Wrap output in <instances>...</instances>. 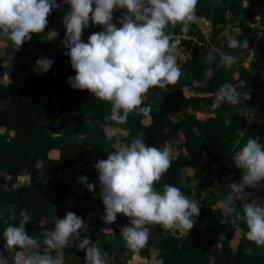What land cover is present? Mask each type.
<instances>
[{
  "label": "trees",
  "instance_id": "trees-1",
  "mask_svg": "<svg viewBox=\"0 0 264 264\" xmlns=\"http://www.w3.org/2000/svg\"><path fill=\"white\" fill-rule=\"evenodd\" d=\"M248 1H259L261 4L255 24L250 19L252 12L244 9L242 0H220L215 4L205 0V3L211 11L212 24L232 20L239 27L233 38L248 40L249 46L254 44L255 53L263 55L264 0ZM65 6L67 8L70 5L65 3ZM65 8L53 9L47 17L45 31L31 34V40L26 41L20 51H15L10 40L0 42L6 54V58L0 57V99L8 101L0 107V130L6 132V135H0V203L12 205L11 211L0 221V252L7 253L8 264H12V258L4 248L3 231L9 224L18 226L20 209H25L32 218L25 225L27 234L41 241L46 232L54 229L53 218H63L68 211L83 218L87 224L91 222V229L100 233L102 255L107 254L108 264H122L119 256L114 257L113 253L129 251L144 254L149 249L154 250V257L160 264H264V246H257L247 239V225L236 216V213L243 214L240 201L236 202V213L227 215L226 220L211 219L213 225L210 226L213 229H209V233L217 236L216 240L196 225L209 217L211 201L224 200L231 191L230 185L243 175L244 170L236 167L232 157L246 144L248 137L239 134L237 122L220 110L214 111V114L210 110L212 114L201 119L186 109L205 103L208 100L206 92L216 93L224 83L231 84L242 95L244 90L238 83L244 78V73H248L246 68L237 63L232 68L222 65L217 67L220 60L209 65L205 50L195 41L186 61V74H181L177 83L166 86L165 90L159 87L148 90V94L158 96L157 106L151 105L144 97L143 106L149 107L150 111L133 112L125 124H119L108 118L111 115L110 103L98 100L88 90L73 89L67 82V78L75 76L76 72L70 65V58L64 55L67 49L61 43L66 28L59 20L65 15ZM126 11H114L113 23H117L116 18ZM51 23L57 31L55 42L49 36ZM181 27L179 25L175 31H165L172 32L175 38L180 36L178 32ZM101 30L102 26L90 20L89 27L83 29L82 41L87 42L93 32ZM180 37L178 46L188 44L185 37ZM22 55H27L29 62L34 65L41 57L49 58L54 63L49 71L42 74L30 69L17 86L1 81L7 66ZM208 68L210 71H207ZM202 79H205L204 83L199 82ZM185 86H189L193 93H187ZM54 95L57 99L53 98ZM147 115L150 119L144 122L143 118ZM87 118L97 122L98 127L94 129L87 125ZM225 119L231 122L227 127ZM49 126L54 128L55 133L50 131ZM176 128L183 130L184 140L173 148L170 147V140ZM193 129H197L198 134ZM78 132L86 136L79 139L75 136ZM115 134L120 135L124 146L130 144L134 137H139L150 146L169 150L171 165L161 180L154 184L157 191L162 192L163 185L170 184L184 193L183 170L188 172L189 178L194 176L196 163H202L206 171H211L210 168L215 165H229L231 172L220 179L219 189L212 192L210 197L201 198L199 192L192 196L200 202V214L190 232L172 235L159 224L146 225L149 229L148 240L139 251H133L124 240L117 241L114 233L102 230L97 224L98 220L87 218L88 212L96 207L103 213L105 206H97L77 195V190L69 183L65 173L77 171L92 140L95 153L107 159L109 152L116 151L112 142ZM37 160L43 161L42 168L35 166ZM22 171L29 175V181L18 183L17 177ZM83 172L87 173L88 182H91L94 173L87 170ZM246 191L252 193L249 199H255L257 204L264 207V181H260L254 189L246 188ZM71 196H77L80 203L71 201ZM229 221L237 223L243 232L235 246L232 245L234 229ZM123 226H131L126 216L123 217ZM216 243L218 246L215 248ZM16 250L21 251L19 246ZM53 255L60 257L62 263L65 261L63 250L53 252ZM84 257L85 254L77 258L78 264H85Z\"/></svg>",
  "mask_w": 264,
  "mask_h": 264
},
{
  "label": "clouds",
  "instance_id": "clouds-1",
  "mask_svg": "<svg viewBox=\"0 0 264 264\" xmlns=\"http://www.w3.org/2000/svg\"><path fill=\"white\" fill-rule=\"evenodd\" d=\"M198 0H63L70 10L61 18L66 28L61 43L67 49L71 67L76 72L67 82L73 89L88 90L98 100L111 104L109 119L125 124L133 112L147 113L143 106L145 94L150 88L175 85L181 69L176 52L181 37L165 31L171 26L181 25L186 33L190 22L195 20ZM57 0H0V35L10 40L15 51H20L31 34L45 31L47 17L53 9H59ZM126 9L117 23H113V12ZM102 26L93 32L87 42L81 39L83 29L89 22ZM229 48L249 49V41L228 38ZM252 51V50H250ZM243 53H241L242 55ZM221 65L232 68L237 57L221 53ZM54 61L41 57L35 61L33 70L37 74L47 72ZM250 99L241 95L231 84L224 83L216 92L213 109L222 105L235 106ZM225 119V126L230 125ZM197 132V129H193ZM232 159L243 175L230 185L231 191L219 204L222 215L236 213V202L240 201L243 214L236 213L247 225V239L257 246H264V207L249 199L260 181H264V143L261 138L248 137L246 144ZM171 165L169 150L150 146L139 137L117 151L108 153L107 159H98L94 165L98 173L99 193L88 177L81 175L78 182L94 196L102 199L105 224L116 221L117 214L129 218L131 226L120 228V236L126 246L139 251L148 240L146 225L159 224L172 235H184L193 228L200 214V202L185 195L180 188L164 184L157 191L154 184L161 180ZM38 169L43 161L37 160ZM213 210V209H212ZM214 211V210H213ZM54 229L44 234L43 240L29 236L26 222L32 220L25 209L19 211L18 226L7 225L3 231L4 248L12 258V264H62L53 255L67 247L70 241H79L76 247L85 251V264H108L107 254H101L89 237L81 239L80 233L87 231L85 220L68 211L63 218H54ZM19 246L21 251H16ZM0 264L8 261L0 255Z\"/></svg>",
  "mask_w": 264,
  "mask_h": 264
},
{
  "label": "rangeland",
  "instance_id": "rangeland-1",
  "mask_svg": "<svg viewBox=\"0 0 264 264\" xmlns=\"http://www.w3.org/2000/svg\"><path fill=\"white\" fill-rule=\"evenodd\" d=\"M212 4L220 2V0H208ZM57 3L61 4L62 7L59 9L65 8V3L63 0H57ZM244 9L246 11L250 10L251 14V22L252 24L257 23L259 18V12L261 10V4L259 1H254L250 3L248 0H242ZM66 12L70 10V6L65 8ZM59 23H62L61 19ZM169 26V31H175L177 29ZM181 26V25H180ZM54 24L51 23L49 36L53 42L57 40V31H55ZM239 29L238 25H236L232 20L227 19L222 24H212L211 22V11L208 10L207 4L205 0H198L195 11V20L190 22L188 26V31L186 33H182L181 30L178 32V35L185 37L188 40V44L178 46L176 52L177 64L181 69V74H186V61L191 55L192 43L197 41L202 49L205 50L207 56V62L209 65L216 60L221 61V53H226L229 55L236 56L237 64L242 65L246 68L248 73H244V78L239 81V86L243 88L244 92L242 96L245 94L250 95V99L242 101L241 103L232 106L228 104L222 105L219 109H213L212 104L214 101V97L216 93H208L206 92V97L208 100L204 103L201 102L197 107L191 108L188 107L186 110L188 112L195 113L197 117L204 119L210 114V110L216 112L220 110L222 113H225L232 120L236 121L238 124L237 131L239 134H245L247 137L252 138H261V143H264V54L258 55L254 51V44L249 46V49H232L228 46V38L233 37V34ZM8 40L7 38L0 35V42ZM241 53H243L241 55ZM6 54L2 46H0V57H5ZM6 58V57H5ZM34 64L29 62L27 55H22L19 60L10 63L6 68L5 75L1 78V81H4L8 85H19L26 74L30 69H32ZM210 71V68L207 69ZM238 73H236L237 75ZM243 74V73H242ZM205 79L200 80V83H204ZM220 88V87H219ZM219 88L216 90L218 91ZM187 93H193L192 89L189 86H185ZM145 98H147L151 105L157 106L158 96L153 94L146 93ZM54 99H57V96H53ZM8 103L7 100L0 99V107L5 106ZM111 108V104L109 106ZM150 116L147 115L145 121H148ZM87 125H90L92 128H97L98 123L91 120V118H87ZM50 131L55 133V130L52 126H49ZM0 135H6L5 130H0ZM75 136L79 139L84 138L86 136L85 133L78 132ZM184 140L183 135L180 129H175V132L171 136L170 147H177ZM112 142L115 145L116 151L120 148L124 147V144L120 138L119 134H115L112 138ZM98 159H106L101 158L99 155L95 153L93 140L88 145L87 153L83 156V159L78 165L77 171L73 173H65V176L68 178L69 183L77 190V195L82 196L83 198L89 199L92 203H95L97 206L103 204L102 199L98 196H94L92 192H89L87 188L78 182V177L81 175L87 176L89 181V176L87 173L83 172L87 170L88 172L94 173L91 178V182L97 185L95 191L99 193L100 189L98 187V173L94 168V165ZM196 173L194 176H188V172L183 170V179H184V187H185V195L193 196L195 192H199L201 197L208 198L211 196V193L217 191L220 187L219 181L220 179L231 172V168L227 163H224L221 166H212L211 174L206 173V168L202 163H196ZM208 175V176H207ZM192 178V179H191ZM29 175L24 171L17 177V182H28ZM214 199V198H213ZM71 201H75L76 203H80V199L77 196H71ZM223 200L217 199L211 201V211L209 212V217L204 218L203 220L196 223V225L210 238L215 239L217 236L209 233V229H211L213 225V221L211 219H217L218 221L226 220L227 216L222 215L221 211L218 209L219 204ZM97 208V207H96ZM88 212L87 218L91 221L98 220L99 227L107 232L114 233L117 241H122V237L120 236V228L123 227V217L125 216L123 213H118L116 221L112 224H105L101 219L103 213L96 209ZM12 205L6 203H0V221L4 220L6 215L11 211ZM214 211H213V210ZM100 212V213H99ZM192 219H196L192 217ZM195 222V221H194ZM230 222V221H229ZM90 223V224H89ZM87 224L88 230L82 231L80 233L81 239L85 236L89 237L91 243H93L97 248H99L101 254L103 250V246L101 245V237L99 231L96 229H91V222ZM234 229V238L232 240V245H236L237 238L240 237L243 232L238 226L237 223L230 222ZM211 225V226H210ZM213 229V228H212ZM211 229V230H212ZM177 235H180L177 233ZM79 241H70L69 245L63 249L65 255V261L62 264H78L77 258L83 254H85L84 250H80L76 247V243ZM155 245V242H154ZM218 243L214 245L216 248ZM19 251V250H16ZM6 260L8 258L7 253L0 252ZM119 256L122 264H160L154 257V250L149 249L144 254L132 253L129 251H124L122 253H113V256ZM61 260V258L59 257Z\"/></svg>",
  "mask_w": 264,
  "mask_h": 264
},
{
  "label": "crops",
  "instance_id": "crops-1",
  "mask_svg": "<svg viewBox=\"0 0 264 264\" xmlns=\"http://www.w3.org/2000/svg\"><path fill=\"white\" fill-rule=\"evenodd\" d=\"M145 119H146V116L143 118V121H144V122H148V121H149V120H148V121H145ZM180 131H181V133H182V135H183V130H180ZM183 138H184V136H183ZM123 144H124V143H123ZM205 171H206V170H205ZM196 172H197V171H196ZM206 173L211 174V172H208V171H206ZM207 176H208V175H207ZM192 178H193V177H192ZM192 178H191V179H192ZM201 198H204V197H201Z\"/></svg>",
  "mask_w": 264,
  "mask_h": 264
}]
</instances>
